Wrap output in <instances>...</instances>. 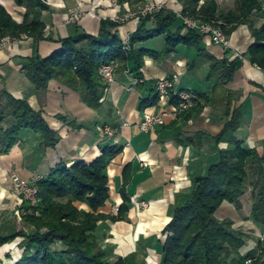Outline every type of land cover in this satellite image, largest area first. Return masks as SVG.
<instances>
[{"label": "crops", "instance_id": "obj_1", "mask_svg": "<svg viewBox=\"0 0 264 264\" xmlns=\"http://www.w3.org/2000/svg\"><path fill=\"white\" fill-rule=\"evenodd\" d=\"M154 1L161 2L166 10L182 11L177 0ZM225 1L217 0L219 5ZM43 3L47 6L41 14L44 39L3 38L7 42L0 48V114L8 103L3 94L26 101L34 111L41 112L49 127L58 134L59 141L49 147L40 133L21 129L17 143L8 152L0 144V239L15 234L17 228L22 227L17 214L26 202L12 192V174L25 180L46 178L59 167L70 168L78 161L92 163L104 147L116 146L122 151L107 166L109 200L99 212L116 216L123 204L122 189L130 198L129 210L124 220L98 225V244L108 262L139 252L141 259L153 257L158 264L165 240L162 233L172 220L171 207L176 197L188 195L192 181L205 173L217 159L218 151L229 146L228 139L214 143L228 119L224 114L227 102L223 90L237 94L230 108L239 109L241 117L233 137L241 142L243 149L264 154V71L252 65L246 56L253 43L251 31L248 25L235 28L228 37V49L204 37L201 52L195 47L179 45L164 54V37L149 39L139 45L154 52L144 57L142 79L134 77L131 66L116 71L114 84L107 93L103 92L97 106H91L83 101L80 89L71 88L59 79L49 81L45 89H37L25 66L37 56L46 58L59 52L62 40L82 34L96 37L103 20L120 22L115 30L123 42H129L138 28L133 16L137 11L135 5L127 0L121 3L115 0H43ZM0 5L16 23L26 21L27 7L18 0H0ZM75 12L80 16L70 20ZM257 22L262 24L263 21ZM207 54L216 60L239 59L243 67L224 89L215 91V103L205 106L199 115L191 119L168 116L163 127L142 133L139 123L144 111L139 110L140 102L155 96L154 87L159 79L169 78L177 90L191 91L196 97L211 95L218 82L208 79L211 61ZM164 108L157 102L145 110L161 112ZM165 109L171 111L172 106ZM12 122V117L0 120L5 129ZM107 127L116 130L111 138L104 133ZM251 191L252 187L247 185L240 198L241 209L224 202L217 217L231 219L237 229L259 232L262 228L248 220ZM142 202L146 203L145 207L141 206ZM77 205L89 210L85 204ZM22 242L23 239L17 237L12 243L0 246V264H16L24 253ZM253 246L252 241L241 253L250 252Z\"/></svg>", "mask_w": 264, "mask_h": 264}, {"label": "trees", "instance_id": "obj_2", "mask_svg": "<svg viewBox=\"0 0 264 264\" xmlns=\"http://www.w3.org/2000/svg\"><path fill=\"white\" fill-rule=\"evenodd\" d=\"M123 2L125 0H117ZM134 1V0H127ZM27 7L26 21L16 23L0 5V39L19 40L23 36L35 40L44 39L42 12L47 9L43 0H18ZM143 2L136 0L135 3ZM182 6L180 15L164 7L154 14L141 17L137 30L125 45L115 30L120 22L103 20L99 34L80 36L62 40V48L46 58L37 56L25 66L26 73L37 89H45L49 81L59 79L67 86L80 89L82 99L91 106H97L104 92L100 81L99 69L103 64H113L120 72L132 67L131 73L142 79L141 68L144 57L154 52L139 46L145 41L163 36L165 52L169 53L179 45L195 47L202 51V34L190 30L186 34L183 17L192 18L200 23H216L227 37L240 25H248L253 43L246 56L252 65L264 71V0H234L229 11L220 9L217 0H177ZM138 9V8H137ZM135 9V10H137ZM255 19L262 20L260 26ZM152 24L153 28L149 25ZM211 61L208 79L217 80V86L210 96L200 94L195 107L181 117L191 119L199 115L203 108L216 101L215 91L233 80L235 73L243 67L239 59ZM219 87V88H218ZM155 89V87H154ZM228 119L222 131L214 138V143L228 139L226 150L218 151L217 159L205 173L192 181L188 195H179L171 207L172 220L163 230L165 240L159 264H245L253 253L243 255L247 234L233 228L230 220H218L215 212L224 201L241 207L240 198L245 194L247 185L252 187L253 200L248 220L264 228V154L256 150H245L233 133L239 126L241 113L231 109L237 94L223 90ZM7 99L0 120L12 117L11 126L5 129L0 124V144L4 151L18 141L21 129L40 133L45 144L54 147L58 134L43 119L41 112L34 111L26 101ZM158 97L142 100L139 110L144 111L156 105ZM173 103V102H172ZM64 120V118H61ZM122 151L116 146L102 149L101 155L92 163L78 161L70 168L59 167L38 182L40 201L31 206L23 205L26 212L24 221L32 230L17 232L9 238L0 239V244L23 239L24 253L16 264H142L135 254L108 262L106 254L98 244L96 230L101 222L126 219L130 198L121 190L123 204L115 217L99 212L109 200L107 166ZM85 204L89 210L78 209L74 203ZM60 243L59 250L52 246ZM259 255L251 264H264V240H258Z\"/></svg>", "mask_w": 264, "mask_h": 264}, {"label": "built area", "instance_id": "obj_3", "mask_svg": "<svg viewBox=\"0 0 264 264\" xmlns=\"http://www.w3.org/2000/svg\"><path fill=\"white\" fill-rule=\"evenodd\" d=\"M117 0H115L116 2ZM148 0L144 6L140 7L134 14L135 20L139 22L141 17L154 14L163 8V5L159 1ZM180 15V12H178ZM80 14L75 12L70 20L78 18ZM184 29L182 33L186 34L190 30H197L202 34L203 38H209L210 42L214 45L220 46L224 49L230 47V40L222 30V28L212 25L210 23H200L192 18L183 17ZM7 41L5 39L0 40V48L5 45ZM128 45V42L125 43ZM100 81L104 87V93H107L109 88L115 82V66L113 64H103L99 69ZM155 95L158 97V104L162 107L172 106V110L169 111L164 108L161 112H152L150 110H144L142 119L139 123V130L142 133L151 132L157 128H161L166 124V118L168 116L174 119H179L183 114L192 110L196 105V95L187 90H177L172 80L169 78L159 79L155 84ZM173 102V103H172ZM104 133L109 137H113L116 130L111 127H107ZM41 180L39 177H33L30 180H25L17 174L11 175V190L14 194L20 196L22 200L31 206H35L40 201L38 182ZM142 207L146 206V203H141ZM21 212H26L22 209ZM252 259H248L245 264H251Z\"/></svg>", "mask_w": 264, "mask_h": 264}, {"label": "rangeland", "instance_id": "obj_4", "mask_svg": "<svg viewBox=\"0 0 264 264\" xmlns=\"http://www.w3.org/2000/svg\"><path fill=\"white\" fill-rule=\"evenodd\" d=\"M135 1L136 0H134V1H128L130 4L131 3H133V5H135V9H139L140 7H142V6H144L146 3H148L147 1L148 0H143V2L141 3V2H138V3H135ZM154 2V1H153ZM231 4L233 5L232 7H234V1H232V3H230V1L229 0H227V1H225L224 3H222V5L220 4L219 6H220V8L221 9H223V10H231V9H233V8H231L230 6H231ZM134 9V10H135ZM137 9V10H138ZM255 22H256V25H257V20L255 19ZM210 24H212V25H219V24H216V23H210ZM261 25V23L259 24L258 23V25L257 26H260ZM224 202H227V201H224ZM223 202V203H224ZM241 202V201H240ZM77 203L78 202H75L74 203V205L78 208V209H82V208H79L78 207V205H77ZM222 203V204H223ZM227 203H229V202H227ZM230 204H233V203H230ZM252 204H253V200L251 199V205H250V214H251V208H252ZM234 206H235V208L237 209V210H239V209H241V207L239 208V207H237L235 204H233ZM222 206V205H221ZM220 206V207H221ZM241 206H242V204H241ZM220 207L217 209V211L215 212V217L218 219V220H230V221H232L231 219H220V218H218L217 216H218V214H217V212H218V210L220 209ZM85 210V209H84ZM101 213V212H100ZM118 213V212H117ZM26 214V213H25ZM25 214H23L21 211L19 212V214H17V219L19 218V222H21V226L23 227H20V228H17V231L15 232V233H17V232H22V233H24V232H27V233H29L32 229L29 227V226H27L26 225V223H25V221H24V215ZM19 215V216H18ZM117 216V215H116ZM116 216H110V217H115L116 218ZM250 217V216H249ZM110 222H113V221H110ZM233 222V221H232ZM234 223V222H233ZM254 223V222H253ZM255 224V223H254ZM256 225V224H255ZM25 226V227H24ZM258 228H261V227H259V226H257ZM233 228H235L234 227V224H233ZM235 229H237V228H235ZM242 230V229H241ZM244 233H246L247 234V240H246V244H245V246L246 247H248L249 246V244L253 241V243H254V246H253V249L250 251L251 253H253L250 257H248V259H252V260H255V258L259 255V251H258V249H257V245H258V240H260V241H263L264 240V228L262 227V229L259 231V232H257L256 230H254V229H249V230H247V231H244V230H242ZM263 234H262V233ZM14 234V233H13ZM13 234H11L9 237H11ZM258 234H259V236H258ZM9 237H7V238H9ZM16 239V238H15ZM13 241H9L8 243H12ZM250 242V243H249ZM8 243H4V244H0V246H3V245H6V244H8ZM244 246V247H245ZM53 248V250H59L60 248H61V244L60 243H55L53 246H52ZM250 252H248V253H250ZM248 253H246V254H248ZM131 254H135L136 256H137V258H138V261H140V263H142V264H155L154 263V261H155V258H153V257H148V256H146L145 258H143V259H141V257H140V254H139V252L138 253H131ZM131 254H129V255H131ZM246 254H243V255H246ZM129 255H126V256H123L122 258H124V257H127V256H129ZM152 258V259H151ZM247 259V260H248ZM151 261H153V263H151ZM246 263V262H245ZM159 264V263H158Z\"/></svg>", "mask_w": 264, "mask_h": 264}, {"label": "bare ground", "instance_id": "obj_5", "mask_svg": "<svg viewBox=\"0 0 264 264\" xmlns=\"http://www.w3.org/2000/svg\"><path fill=\"white\" fill-rule=\"evenodd\" d=\"M3 251H4V250H3ZM3 251H2V252H3ZM1 255H2V253H1ZM17 258H18V257H17ZM3 259H4V258H3Z\"/></svg>", "mask_w": 264, "mask_h": 264}]
</instances>
